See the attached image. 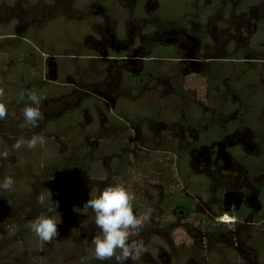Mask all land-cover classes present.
I'll use <instances>...</instances> for the list:
<instances>
[{
	"label": "rangeland",
	"instance_id": "374dc122",
	"mask_svg": "<svg viewBox=\"0 0 264 264\" xmlns=\"http://www.w3.org/2000/svg\"><path fill=\"white\" fill-rule=\"evenodd\" d=\"M188 1L184 11L187 15L191 11L193 18L180 9L176 10L177 21L160 17L167 11L166 0H0V98L18 102L27 90L37 86L39 79L43 86L41 118L35 126L24 120L23 108L14 116L0 119V182L5 177L14 180L10 190L0 188V242L8 230L16 232L24 242V247L16 246L12 236L7 235L4 246L0 244V264H116L114 258L95 259L91 239L99 229L91 210L83 207L108 186L106 182L99 184V170L105 171L110 151H116L124 161L132 152L128 145L132 147L141 139L140 145L150 151L157 146V140L161 141L166 154L177 148L176 137L197 136L195 130L177 124L179 119L172 121L176 136L166 134L160 123L150 129L140 128L133 123L138 118L133 114L125 129L105 120L107 115L103 118L105 114L99 106L112 113L119 99L129 96L133 100L143 91L146 92L138 97L139 105H150L158 101L160 93L169 95L181 87L192 90L199 101L195 102L207 110L210 90L216 97L215 107L224 99L237 97L231 92H218L216 85L224 78L217 73L236 70L240 62L249 60L262 65L264 76V46L259 45L264 44V30L258 31L256 39H249L258 19L264 17L262 0L251 8L248 18L236 9L239 0ZM156 45L172 46L176 51L172 58L168 54L150 58L152 51L158 53ZM104 50L107 58L99 61L104 57L100 51ZM121 52L128 63L118 61ZM260 58L263 62H259ZM149 61L148 79L137 85L124 82L121 72L128 70L134 75ZM213 70L217 75L215 84L210 79ZM31 76L34 82L26 84ZM94 93L101 103L96 100L95 129H85L87 134L82 130L86 137H66L63 129L47 125L67 109L73 111L79 104L95 100ZM83 112L84 124L91 117L88 108ZM258 115L262 124L264 110ZM225 116L230 120L234 113L227 111ZM71 121L68 119V123ZM100 129L118 139L106 144L99 160V149L104 147L99 146ZM33 137H43L44 142L37 141L35 147L29 148ZM258 144L254 131L243 128L234 129L210 150H192L198 172L208 181V196L199 200L200 216L192 222H184L180 215L168 218L165 207L149 199H156L153 193L146 198L147 172L141 173L139 167L113 171V175L122 176L119 183L114 176L116 184L133 196L131 206L137 204L132 206L133 212L146 216L138 229H129V242L143 241L144 251L126 264H264V210L257 199L264 184V156ZM231 145L237 146L236 155L245 164L225 150ZM209 151L215 153V159L204 163ZM133 156H128L132 163ZM69 168L76 173L71 178L64 174ZM260 170L263 172L255 174ZM128 177L131 180L125 183ZM130 183L134 187L137 183V189L133 190ZM229 194H234L231 203ZM52 200L59 203L53 216L61 217V223L57 226L58 236L45 242L34 234L31 224L47 214ZM220 202L225 212H236L240 219L220 218ZM152 211L160 215L156 218L158 225L149 219ZM205 226H211L206 230L208 234ZM150 258L153 263L147 262Z\"/></svg>",
	"mask_w": 264,
	"mask_h": 264
},
{
	"label": "trees",
	"instance_id": "16d2710c",
	"mask_svg": "<svg viewBox=\"0 0 264 264\" xmlns=\"http://www.w3.org/2000/svg\"><path fill=\"white\" fill-rule=\"evenodd\" d=\"M166 3L167 11L161 12L160 17L171 20L176 19L177 21H179V19H177L179 17L175 16L176 10L177 12L180 9L182 11L187 10V5L190 4L188 0H166ZM189 12L190 13L188 15L185 14V11L183 13L185 14V16H192L191 18H193L191 11ZM202 12L203 11L200 10L201 14ZM22 36L25 40L26 38L24 37V35ZM251 48L257 50L255 47ZM155 49H158V53H153L154 51H152V53L150 54L148 53V56L150 58L156 57V54L163 56H166L168 54L170 55V57L168 58H172L171 56L174 55L173 51H176V49L172 46L164 47L159 45L155 47ZM167 49L169 50V53L166 51ZM124 55L125 53L121 52L119 54V57H122ZM149 63L150 61L145 63L144 65H141L137 73L134 75L127 71L122 72L120 76L123 77L125 83L127 82L130 85H137L141 82L143 83V81L150 77V74L148 72V66L150 67ZM239 65V67H236V70L235 68L230 69L228 67L229 70L222 73H217V75L222 76L224 80L220 82V85H216L219 93L231 92L234 93L237 97H234L232 100L224 99L223 101H220L215 107L213 104V99L216 97H214L212 91L210 90L206 99L209 105V108L207 110H205L203 105L200 106L197 103L199 101L196 100V95L192 90L184 91V89H182L181 87H177L169 95H165L163 92L160 93L157 96L158 101L150 105H139L138 97L146 92L143 91V94L137 93L136 97L133 100H131L129 96H125L122 99H119V105L117 107H115L114 105L113 109L111 110L112 113L103 111V108H100V106L99 110L102 111L103 114H105L103 118H105L107 115L105 120H107L108 122L113 121V125H121L125 129L128 126L131 114L138 116V118L135 117L138 120L135 119V122L133 123L137 124V126L143 129L146 128V124L151 117L161 119L164 118L167 120L179 119V122L177 124H181L184 128L188 127L190 128V130H195L198 139L194 141V143L198 145H211V143L218 142L231 134L234 129L247 128L254 131L256 139L260 144L259 149L261 151V154L264 156V115L262 117V124H260V121L258 119V114H260L264 110V81L262 79V77L264 76L262 75V65L260 66V64L257 62L254 63L245 61L240 62ZM31 66L34 67L35 64L32 63ZM79 67L80 65L78 66L77 64V68ZM211 72L212 73L210 79L215 84V82H217V75L214 70ZM34 80L35 78L31 76L29 80L26 81V84L30 85V82L33 83ZM41 84L42 83L39 79L37 86L35 88L31 87V90L35 92L38 99L40 100V105L42 103L40 98L43 87ZM94 96L95 100L86 102L84 106H80L79 104V106H76L73 111L72 109H67L65 112L61 113V115H58L54 119L51 118L52 123L47 121V125L53 126L57 130L63 129L64 134L67 135L66 137H86L87 135H83L82 130L87 129V131H89V129H95L93 125L95 123L94 121H96L95 119L98 117V113L94 112V108H96L97 101H99V104L101 103L100 100L96 98L98 94L94 93ZM28 103L30 102L27 100V96H25L24 98L21 97L18 102L15 99L0 98V104L4 105L6 109V118L14 116L15 113H17L21 108L25 106V104ZM57 103L59 104L61 102ZM87 108L89 109L91 120L83 124V109ZM227 111L230 113H234L233 118H230V120L225 119V113ZM68 119L70 121L72 120L71 123H68ZM101 128L103 129L102 126ZM167 128H173V126H168ZM172 133L173 132H170V134ZM97 134L99 135V146L104 145L102 149H99L100 160V155L105 154L106 144H112V142L117 140L118 137L113 136L112 133L106 130L102 131L101 129L97 132ZM191 140V137H182L180 139V143L182 147H184V149H182V147H177L174 150L185 151H181V153L176 152L173 154L171 152L170 154H156V151H150L149 149L144 151L145 147L139 144H137L138 146H136L135 148L128 145V147H130L128 148V151L131 149L132 152L127 153L124 161L120 160L121 156L118 155L116 151L111 150L108 159L109 162L106 165L105 171L99 170V179L101 180H99V184L104 182H106V184L108 183V186L116 184L114 176L118 178L117 183H119V180L120 178H122V176L113 175V171L116 172L118 171V169L130 170L131 168L139 167L141 169V173L144 174V172H147L148 179L153 178L152 180H148L145 177L147 180L145 183L146 187L144 191L146 198H149V195H152L153 193L156 199H154L153 197H150L149 199H153L154 201L158 200V204H162V206L166 208L167 212H164L166 216H168V218L174 219V217H176V214L181 211L182 215H180V217L182 216V220L186 222H192V220L198 219V217L200 216L199 212L197 211V199H203L208 196V181L203 179V177H196L192 175V169L189 165V156L186 153L187 148L185 146V143ZM160 144V147L157 146L152 148L154 150L163 149V143L160 142ZM234 149L235 148H233L232 152H234ZM86 150L89 151L88 147L86 148ZM130 154L134 155L133 163L128 159V156ZM175 155H177L179 158L173 160L172 158H174ZM64 174L67 178H71L76 175L74 168H69L68 171H66ZM178 174H180V176L183 178L182 181L176 179V176H178ZM159 175L164 178L159 180ZM144 176H142L141 178H143ZM129 179L131 180V178L128 177V180L125 181V183L130 181ZM135 184L136 186L134 187L130 183V186L133 187V190L137 189V183ZM258 199L262 206V210H264V184L259 192ZM218 205V214L220 216L223 214L222 205L221 203H219ZM132 206L135 207L137 206V204H134ZM152 213L153 216L149 219L153 220V223L155 221V223H157L158 225L159 219L156 218H158L160 215H158V213L154 214V211H152ZM204 229L205 231L208 229L211 230V226H205ZM16 234V232H11L10 230H8L6 232V235L3 234L2 236H12V243H16V246L20 245L21 247H24V242H22L23 240H19V238H17L18 235L16 236ZM5 237L0 242L2 246H4L5 244ZM21 264L23 263L21 262Z\"/></svg>",
	"mask_w": 264,
	"mask_h": 264
},
{
	"label": "clouds",
	"instance_id": "9594fccd",
	"mask_svg": "<svg viewBox=\"0 0 264 264\" xmlns=\"http://www.w3.org/2000/svg\"><path fill=\"white\" fill-rule=\"evenodd\" d=\"M27 100L22 110L26 122L35 126L41 118L39 110L40 100L32 90L26 91ZM6 115L5 106L0 104V119ZM37 141L44 142L43 137H33L28 147H35ZM17 147L19 144L16 145ZM14 180L12 177H5L0 182V188L10 190ZM133 196L120 184L109 185L91 199H88L83 207L91 210L94 216V223L99 229V234L91 239L94 246V256L98 261L113 259L116 264H126L129 259L138 258L144 251L143 241L129 242V229H138L145 217L134 213L131 200ZM59 203L51 202L46 213L38 216L31 224L34 234L41 240L47 242L58 236L57 226L61 223V217L53 216L57 212Z\"/></svg>",
	"mask_w": 264,
	"mask_h": 264
},
{
	"label": "flooded vegetation",
	"instance_id": "af4514ba",
	"mask_svg": "<svg viewBox=\"0 0 264 264\" xmlns=\"http://www.w3.org/2000/svg\"><path fill=\"white\" fill-rule=\"evenodd\" d=\"M202 1V0H201ZM203 1H205L206 3H207V1L206 0H203ZM259 2V0H239V2L236 4V9L238 10V12H239V14L240 15H244V16H246L245 18H248L250 15H252V10H251V8L255 5V4H257ZM262 2H264V0H262V1H260V3H262ZM225 7V6H224ZM225 11V10H224ZM258 23H257V25H255V27H254V32L252 33V35L251 36H249V39H251V38H253V39H256V37L255 36H257V34H258V31H261V29L262 30H264V17H262V18H260V19H258ZM249 42H250V40H248ZM248 42V43H249ZM259 44V43H258ZM257 45V44H256ZM260 46H264V44L263 43H261V44H259ZM261 50V49H260ZM100 53H101V56H104V57H100L99 58V61L100 60H105L106 58H107V52L104 50V51H100ZM117 57H118V61H121V60H124V61H128V60H126V59H124L126 56L124 55V56H122V57H119V55H117ZM258 60V59H257ZM245 62H249V60H246ZM259 62H263V60H261V58L259 59ZM128 63V62H127ZM258 63V62H257ZM128 71V70H127ZM138 71V70H137ZM128 72H130V71H128ZM122 73V72H121ZM158 96V95H157ZM152 103H156V101L155 102H152ZM151 103V104H152ZM150 120L147 122V126H146V128L148 129V127H149V129L150 128H152L153 126H155L157 123H160V124H163L165 127H164V129L163 130H165V132H167L166 134H170V132H173L172 134H170L171 136H176V135H178L177 134V128L173 125V120H175V119H173V120H167V119H164V118H155V117H151V118H149ZM169 122V123H168ZM159 126H162V125H159ZM168 126H173V128H167ZM229 135H231V134H229ZM228 135V136H229ZM228 136H226V137H228ZM183 136H178V139H176L175 141H174V143L175 142H178L179 144H178V148L179 147H182V145H181V143H180V139L182 138ZM190 137V136H189ZM225 137V138H226ZM177 138V137H176ZM157 139H159V138H157ZM191 141H189V142H187V145H186V148L188 147V145H190L191 143V145L193 146L192 147V150L194 149V148H200V149H205V150H210V149H212L214 146H215V143H217V142H215V143H211V145H198V144H195L194 143V141H196L197 139H198V137L196 136V138H193V137H191ZM159 142H161V141H156L155 142V144L159 147ZM218 142H220V141H218ZM135 145H133V147L135 148L136 146H138L137 144H141V143H143V141L141 140V139H137L136 141H134L133 142ZM259 145V148H260V144H258ZM156 146V147H157ZM155 147V146H154ZM236 147L237 146H234V145H231V146H227L226 148H225V150L229 153V155L230 156H232V157H234V158H238L240 161L239 162H241L242 164H245V163H243L242 162V160L240 159V157L239 156H237L236 155ZM185 148V149H186ZM233 148H235L234 149V152H232V150H233ZM148 149H150L149 147H146L145 148V150H148ZM182 149H184V147H182ZM192 150L190 151V152H188V151H186V153H187V155L189 156V165H190V168L192 169V175L193 176H196V177H203V179H206V178H204L205 176L203 175V174H201V173H199L198 171V168L195 166V164H194V159H193V157H194V155H193V153H192ZM153 151H156V154L157 153H159V154H162L163 153V151H164V149H158V150H153ZM181 151H185V150H172L171 151V153L173 154V153H176V152H178V153H181ZM168 153H170V151H167V153L166 154H168ZM234 153V154H233ZM214 156H215V153L214 152H212V151H209V156L208 157H206V159L204 160V163L208 160H210V159H213L214 158ZM179 157L177 156V155H175L174 156V158H172L173 160L174 159H178ZM215 159V158H214ZM213 159V160H214ZM237 159V160H238ZM263 171L262 170H260V171H258V172H256L255 174H257V175H259L260 173H262ZM164 178V177H163ZM162 178V176H160L159 175V180H161V179H163ZM153 178H151V179H149V180H152ZM176 179L177 180H179V181H182L183 180V178L180 176V174H178V176H176ZM207 180V179H206ZM261 188H262V186L260 187V190H261ZM260 190H259V192H260ZM259 192H258V195H259ZM258 195H257V199H258ZM233 196H234V194L231 196L230 194L229 195H227V199H228V202L229 203H231L232 202V198H233ZM194 198H195V196H194ZM199 200H201L200 198L199 199H197V202H196V205H199ZM203 200V199H202ZM221 203V205H222V215H220L219 217L220 218H222L223 220L225 219V217L226 216H229L230 218H232L233 220H236V219H240L239 217H238V215L236 214V212L235 213H227V212H225L224 211V208H223V203L222 202H220ZM258 203H259V205H260V208L262 209V206H261V204H260V202H259V199H258ZM198 209V208H197ZM209 209H211L210 208V205H209ZM212 210V209H211ZM210 210V211H211ZM164 211H166V208H164ZM167 212V211H166ZM182 212L180 211V212H178V214H176V216L177 215H182L181 214ZM214 213H216V212H214ZM258 215H259V212H258ZM224 217V218H223ZM260 218V217H259ZM171 219V218H170ZM150 221V220H149ZM151 222V221H150ZM152 222H153V220H152ZM184 222H186V221H184ZM190 222V221H189ZM155 223V222H154ZM151 227V226H150ZM154 238H156V240L158 239L157 237H154ZM157 258V257H156ZM147 262H152L153 263V261H152V259L150 258V261L148 260ZM146 262V263H147Z\"/></svg>",
	"mask_w": 264,
	"mask_h": 264
}]
</instances>
